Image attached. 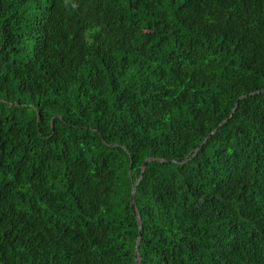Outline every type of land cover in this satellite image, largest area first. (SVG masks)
<instances>
[{"label":"trees","instance_id":"obj_1","mask_svg":"<svg viewBox=\"0 0 264 264\" xmlns=\"http://www.w3.org/2000/svg\"><path fill=\"white\" fill-rule=\"evenodd\" d=\"M136 183L140 264H264V0H0V264H137Z\"/></svg>","mask_w":264,"mask_h":264},{"label":"water","instance_id":"obj_2","mask_svg":"<svg viewBox=\"0 0 264 264\" xmlns=\"http://www.w3.org/2000/svg\"><path fill=\"white\" fill-rule=\"evenodd\" d=\"M153 160L154 159H152V158L146 159L145 162L142 164V166H141V177H142V174H143V172H144L147 164L149 162L153 161ZM135 191H136V187L131 192V196H130V206H131V211H132L133 215L137 218L138 225H139V234H138V239H137V243H136V247H135V251H137V246L139 244L140 235H141V233H140V231H141V220H140V216L137 214V211H136V208H135V205H134V193H135ZM135 259L138 262L140 261V259H138V257H136ZM138 262H137V264H140Z\"/></svg>","mask_w":264,"mask_h":264},{"label":"bare ground","instance_id":"obj_3","mask_svg":"<svg viewBox=\"0 0 264 264\" xmlns=\"http://www.w3.org/2000/svg\"><path fill=\"white\" fill-rule=\"evenodd\" d=\"M208 137H209V136H208ZM140 178H141V175H140ZM136 186H137V183H136L135 187H136ZM135 187H134V188H135ZM134 188H133V189H134ZM134 194H135V193H134ZM130 196H131V195H130ZM137 221H138V220H137ZM138 229H139V225H138ZM140 233H141V231H140ZM138 234H139V233H138ZM140 238H141V235H140ZM139 242H140V240H139ZM136 243H137V242H136ZM138 246H139V244H138ZM138 246H137V251H136L135 258L138 257Z\"/></svg>","mask_w":264,"mask_h":264},{"label":"rangeland","instance_id":"obj_4","mask_svg":"<svg viewBox=\"0 0 264 264\" xmlns=\"http://www.w3.org/2000/svg\"><path fill=\"white\" fill-rule=\"evenodd\" d=\"M138 259H140L139 256H138ZM138 263H140V262H138Z\"/></svg>","mask_w":264,"mask_h":264}]
</instances>
